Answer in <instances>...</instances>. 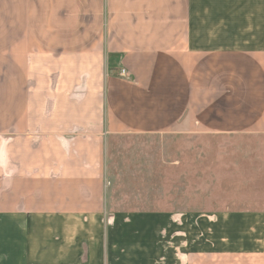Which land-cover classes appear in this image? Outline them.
I'll return each instance as SVG.
<instances>
[{
	"label": "crops",
	"instance_id": "1",
	"mask_svg": "<svg viewBox=\"0 0 264 264\" xmlns=\"http://www.w3.org/2000/svg\"><path fill=\"white\" fill-rule=\"evenodd\" d=\"M121 138L195 202L108 199ZM84 261L264 264V0H0V264Z\"/></svg>",
	"mask_w": 264,
	"mask_h": 264
},
{
	"label": "rangeland",
	"instance_id": "2",
	"mask_svg": "<svg viewBox=\"0 0 264 264\" xmlns=\"http://www.w3.org/2000/svg\"><path fill=\"white\" fill-rule=\"evenodd\" d=\"M154 142L149 138H121L107 150L105 172L111 184L108 199L114 191H120L123 195L115 198H121L123 208L167 210L181 209L182 202H195L193 196H181V186L187 187V191L194 187L192 180L181 181V139L170 140L164 148H152Z\"/></svg>",
	"mask_w": 264,
	"mask_h": 264
},
{
	"label": "built area",
	"instance_id": "3",
	"mask_svg": "<svg viewBox=\"0 0 264 264\" xmlns=\"http://www.w3.org/2000/svg\"><path fill=\"white\" fill-rule=\"evenodd\" d=\"M118 75L120 77H126L127 76V72L125 69H120L119 72H118Z\"/></svg>",
	"mask_w": 264,
	"mask_h": 264
},
{
	"label": "trees",
	"instance_id": "4",
	"mask_svg": "<svg viewBox=\"0 0 264 264\" xmlns=\"http://www.w3.org/2000/svg\"><path fill=\"white\" fill-rule=\"evenodd\" d=\"M82 264H86V261H84Z\"/></svg>",
	"mask_w": 264,
	"mask_h": 264
}]
</instances>
